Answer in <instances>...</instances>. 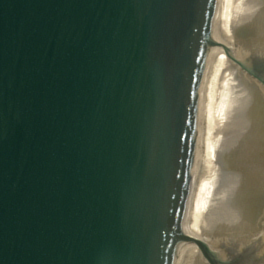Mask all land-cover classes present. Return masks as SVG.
Masks as SVG:
<instances>
[{
    "label": "water",
    "instance_id": "1",
    "mask_svg": "<svg viewBox=\"0 0 264 264\" xmlns=\"http://www.w3.org/2000/svg\"><path fill=\"white\" fill-rule=\"evenodd\" d=\"M216 5L0 0V264H221L182 232Z\"/></svg>",
    "mask_w": 264,
    "mask_h": 264
},
{
    "label": "bare ground",
    "instance_id": "2",
    "mask_svg": "<svg viewBox=\"0 0 264 264\" xmlns=\"http://www.w3.org/2000/svg\"><path fill=\"white\" fill-rule=\"evenodd\" d=\"M241 29L263 38L255 37L252 45ZM212 38L220 46L209 48L205 63L197 153L182 232L205 242L217 256L232 254L239 260L236 264H253L264 247V172H259L264 163V90L263 99L256 88L248 92L255 81L244 72L246 81L241 71L236 73L241 81L234 78L237 67L230 55L242 58L245 50L254 49L264 57V0H218ZM241 135L261 162L246 167L244 175L228 168L237 157ZM261 216L258 226L255 220ZM174 264L207 262L201 252L179 249Z\"/></svg>",
    "mask_w": 264,
    "mask_h": 264
},
{
    "label": "rangeland",
    "instance_id": "3",
    "mask_svg": "<svg viewBox=\"0 0 264 264\" xmlns=\"http://www.w3.org/2000/svg\"><path fill=\"white\" fill-rule=\"evenodd\" d=\"M248 29L249 28H246V30H248ZM249 32L250 31L244 32V30L241 29V32L240 33L245 38L246 41L252 40V45H254V43H253L254 40L253 39H256L255 37H261V38H263V36H260L261 34L259 32L256 33L257 35H255V37L248 36L249 35ZM253 34H254V32H253ZM244 53H245V56L242 57V58L238 57L234 53H233V56L239 62H241V63L249 66L250 68H254L255 67V68L258 69L259 67L263 66L264 57L262 55H260L257 52V50H254V49H250V51L245 50ZM238 61L231 59V63H233L234 66L237 67V71L234 72V74H235V77L234 78H237V80L241 81V79L236 74L237 72L241 71L242 78L246 81L248 79L247 76H250V77H252V76L250 74H248V72L242 70V68L237 63ZM243 72L246 73L247 76L243 75ZM259 73L264 76V73L263 72H259ZM253 80L255 81V83H252L253 85H250V87H248V92L249 91L253 92L254 90L257 89L259 91L262 99H263L262 92L264 90V84L262 82H260L258 79L253 78ZM203 95H204V93L202 94V96ZM263 102H264V99H263ZM201 125H202V120H201ZM201 128H203V125L201 126ZM242 136L243 135L240 136V147H237V157H235L234 159H232V163L228 166V168H229V171L231 173L244 175L245 173H243V171L246 169V167L248 169L249 166H251L253 164H257V162L259 163L258 165H260L261 162L260 161H257L260 158V155L258 154V152L254 148H250L249 143H248V139L242 138ZM259 149L262 150V148H259ZM232 151L233 150H231V152ZM238 155H239V157H238ZM236 159H237V161H235ZM261 164H262V167L260 166L261 169H259V172L260 171L261 172H264V163H261ZM238 193L240 194V190H239ZM261 219H262V216L260 218H258L257 220H255V223H257L258 226L259 225L261 226V224H262V222H260ZM257 230H258V228H257ZM215 254H217V253L215 252ZM217 255H219V254H217ZM217 257L220 259L221 264H236V263L239 262V260L236 261V256H234L232 254H229L228 256H222V255H220V256H217Z\"/></svg>",
    "mask_w": 264,
    "mask_h": 264
}]
</instances>
